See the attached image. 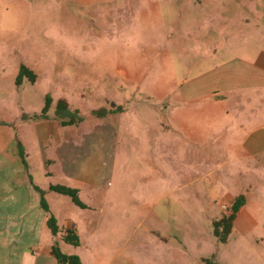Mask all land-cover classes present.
<instances>
[{
    "label": "rangeland",
    "instance_id": "1",
    "mask_svg": "<svg viewBox=\"0 0 264 264\" xmlns=\"http://www.w3.org/2000/svg\"><path fill=\"white\" fill-rule=\"evenodd\" d=\"M231 2L0 0V72L22 62L38 77L29 94L1 83L2 100L40 113L49 95L48 114L64 99L85 119L75 132L78 168L97 171V183L78 193L87 207L58 192L48 198L59 226L69 220L80 239L72 246L55 238L62 253L79 254L82 264H264V220L232 229L224 244L213 234L224 211L205 197L204 167L183 156L184 140L165 120L169 97L198 59L192 41L210 38L187 23L225 26ZM113 105L122 115L95 124L115 127L121 118V132L102 143L89 136L91 111ZM32 175L42 189L56 181L43 163Z\"/></svg>",
    "mask_w": 264,
    "mask_h": 264
},
{
    "label": "crops",
    "instance_id": "2",
    "mask_svg": "<svg viewBox=\"0 0 264 264\" xmlns=\"http://www.w3.org/2000/svg\"><path fill=\"white\" fill-rule=\"evenodd\" d=\"M201 2L192 0L195 5ZM231 3V20L225 26L187 23L186 31L192 33L197 29L201 31L200 37L210 38L192 41L199 50L198 59L188 66L183 81L169 97L165 120L170 123L171 131L183 138L184 141H178L185 149L183 156L204 167L202 189L207 200L220 206L224 215L232 214V229L246 231L264 220V0ZM20 64L24 63L2 66L0 84L14 82ZM35 73L32 85L38 78ZM32 85L14 83L17 90L25 89L28 94ZM1 97L0 264H61L52 253L54 246L59 247L53 240L60 236L62 241L67 229L77 232L68 220L63 227L58 224L60 232L51 233L38 189L44 192L58 223V212L48 200L55 191L49 189L50 185L40 188L33 182L32 174L43 163V168L55 176L54 184L76 188L78 193L97 183L95 169L78 168L75 132L85 119L78 124L61 125L53 114H48L46 119L21 122V114L33 115L36 111L21 106L14 110ZM150 106L161 111L159 104ZM115 114L93 116L96 129L86 135L94 138L97 134L102 143H112L121 132V118L114 121L115 127L110 123L103 127L95 123L105 122ZM148 127L149 131L153 129L150 123ZM17 141L26 153L27 167L23 165ZM19 175L23 180H17ZM238 196L243 202L234 211Z\"/></svg>",
    "mask_w": 264,
    "mask_h": 264
},
{
    "label": "trees",
    "instance_id": "3",
    "mask_svg": "<svg viewBox=\"0 0 264 264\" xmlns=\"http://www.w3.org/2000/svg\"><path fill=\"white\" fill-rule=\"evenodd\" d=\"M35 80H36V73L25 64H20L18 73L14 80L15 85L16 86H20L23 84L32 85L35 82ZM44 100H45L44 106L42 107L40 113H34L33 115L21 114L20 121L24 122L30 120L49 118L48 111L52 107V98L49 95H45ZM119 111H122V108L121 106L118 105L117 106L115 105V108H110V109H107L102 106L92 110L91 114L95 117H104L109 112H119ZM53 116L55 119H58L61 125L78 124L83 120V116L80 114L79 110L78 109L72 110L64 99H58L57 102L55 103ZM17 147L23 165L24 167H27L28 166L27 156L19 141H17ZM49 189L69 196L72 202L81 208L87 207V205L79 198L78 189L76 188L61 184H50ZM38 191L40 193V205L48 215L46 224L50 229L51 233L55 235L58 232H60L57 220L55 216L50 212L49 206L44 197V192L40 189H38ZM242 202H243V198L238 196L233 204V210L236 211L239 208V206L242 204ZM232 219H233L232 214L228 216L224 215L219 220L214 221L212 224L213 234L223 244L229 239V236L232 232L231 231ZM62 240L72 245H79V237L75 233L74 229H67L66 231H64L62 235ZM52 253L59 263L81 264V261L77 255L62 253L59 250V248L56 246L52 248ZM205 260L208 263L213 264L212 261L208 259Z\"/></svg>",
    "mask_w": 264,
    "mask_h": 264
}]
</instances>
